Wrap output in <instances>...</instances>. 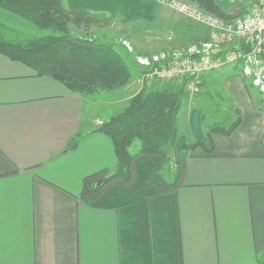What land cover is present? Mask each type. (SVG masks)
<instances>
[{
  "label": "crops",
  "instance_id": "obj_1",
  "mask_svg": "<svg viewBox=\"0 0 264 264\" xmlns=\"http://www.w3.org/2000/svg\"><path fill=\"white\" fill-rule=\"evenodd\" d=\"M229 1L247 9L256 2ZM66 3L103 19L164 21L158 0ZM0 23L12 38L40 33L2 7ZM180 29L189 48L237 43ZM251 80L239 64H227L205 74L201 100H185L173 152L185 166L178 189L163 192L149 182L153 162L145 160L131 186L116 184L86 201L85 178L117 165L113 140L97 127L135 92L108 99L115 111L102 117L89 106L99 101L95 95L0 53V264H264V104ZM212 97L240 120L229 133L211 131L212 149L187 148L209 131L202 101ZM76 136L78 146L67 149Z\"/></svg>",
  "mask_w": 264,
  "mask_h": 264
},
{
  "label": "trees",
  "instance_id": "obj_2",
  "mask_svg": "<svg viewBox=\"0 0 264 264\" xmlns=\"http://www.w3.org/2000/svg\"><path fill=\"white\" fill-rule=\"evenodd\" d=\"M193 1L225 20H234L249 10L229 0ZM0 7L39 27L37 36L12 38L0 31V53L24 62L37 75L51 76L70 90L84 94L121 88L133 79L132 66L115 44L74 37L71 33L72 24L89 28L107 23L109 19L71 9L66 0H0ZM2 27L0 23V29ZM160 83L145 84L119 112L97 127L113 140L117 165L112 171L103 169L85 178L83 197L86 201L113 185L131 186L136 181L137 163L145 160L153 162L147 180L163 192L174 191L183 184L185 166L177 164L175 170H171L169 163L181 133L179 112L189 93L183 82L171 81L158 86ZM250 86H255L252 80ZM239 120L228 126L213 125L203 139L188 141L187 148L212 149L211 131L229 133ZM79 141L80 136L74 137L67 149H75ZM136 143L139 146L133 151Z\"/></svg>",
  "mask_w": 264,
  "mask_h": 264
},
{
  "label": "built area",
  "instance_id": "obj_3",
  "mask_svg": "<svg viewBox=\"0 0 264 264\" xmlns=\"http://www.w3.org/2000/svg\"><path fill=\"white\" fill-rule=\"evenodd\" d=\"M160 1L193 20L213 27L223 37L236 38L237 43L224 50H219L218 44L206 43L203 48L193 47L172 57H140L139 62L145 67L142 83L183 82L188 93L198 94L207 72L227 64H239L242 73L250 76L253 84L264 93V0H256L243 16L234 20H225L193 0ZM124 43L131 49L127 42Z\"/></svg>",
  "mask_w": 264,
  "mask_h": 264
},
{
  "label": "rangeland",
  "instance_id": "obj_4",
  "mask_svg": "<svg viewBox=\"0 0 264 264\" xmlns=\"http://www.w3.org/2000/svg\"><path fill=\"white\" fill-rule=\"evenodd\" d=\"M158 1L164 16V21H161V23H146L141 20L125 22L121 20L120 17H117L107 23L91 25L89 28L78 27L74 24L71 25V33L74 37L91 38L115 44L125 55L133 69V79L128 85L113 90H101L90 94V96L95 95L92 98H97L99 100L91 104L92 106L89 103V106L93 107L96 114L102 117L108 116V114L111 115L115 110H112L113 106L109 105L110 102L107 101L108 99L124 94L125 91L135 92L136 94L145 85V83L141 81L145 67L139 62L140 57H147L149 59L157 55L172 57L176 54L189 51V44L191 42L188 38L180 34V32H186L182 31V29H180L181 27H190L195 30V32H200L203 35H211V32L217 34V30L213 27L193 20L171 9L160 0ZM174 24L175 26H173ZM177 24L181 25V27ZM124 42H127V44L131 46V49L128 48ZM205 44H199L197 46L198 48H203ZM215 44L217 45V43ZM218 49L220 50L219 46ZM172 82L176 83L177 81ZM168 83H171V81L161 82L158 86ZM254 93L258 103L264 104V94L258 89H256ZM196 95L198 94L189 93L188 97H194L198 100L202 99L200 95L198 97ZM202 106L207 111L205 115V125L207 128H211L213 125L228 126L234 121L233 115H230V113L227 114L229 110L225 112L220 101L214 98L213 101L210 98L206 100L203 99ZM138 146V143H136L132 147L133 151H136ZM169 165L171 170H175L177 164L172 158Z\"/></svg>",
  "mask_w": 264,
  "mask_h": 264
}]
</instances>
